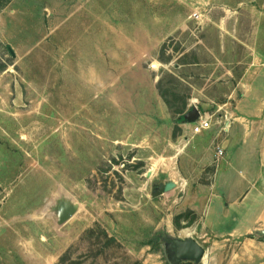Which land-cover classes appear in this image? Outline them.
Listing matches in <instances>:
<instances>
[{
  "label": "rangeland",
  "instance_id": "374dc122",
  "mask_svg": "<svg viewBox=\"0 0 264 264\" xmlns=\"http://www.w3.org/2000/svg\"><path fill=\"white\" fill-rule=\"evenodd\" d=\"M48 1L61 32L0 40V264H172L166 237L227 264L239 244L192 232L215 168L186 116L220 118L249 48L264 51V0H80L97 3L91 35L62 18L79 0ZM161 182L176 188L153 199Z\"/></svg>",
  "mask_w": 264,
  "mask_h": 264
},
{
  "label": "crops",
  "instance_id": "0c3cea01",
  "mask_svg": "<svg viewBox=\"0 0 264 264\" xmlns=\"http://www.w3.org/2000/svg\"><path fill=\"white\" fill-rule=\"evenodd\" d=\"M58 8L48 0H12L0 10V40H46L49 34L61 32V16L66 9L61 7L59 15ZM93 9L97 10V3L79 0L62 18L67 24L73 14L74 19L79 15L74 25H83L85 33L91 35L93 23L83 19L84 12L91 16ZM248 51L244 71L219 107L218 112H223L220 118L198 109L202 117L210 118L211 128L198 135L190 132L194 140L211 141L207 157L198 166L215 168L210 187L191 195L194 203L190 210L198 217L192 232L204 243L239 244V251L227 264H264V51L257 47ZM231 75L226 71V76ZM225 126L228 132L223 131ZM217 148L223 150V157L218 158ZM178 161L180 164L181 159ZM193 180V184H205ZM198 201H202L201 206ZM192 239L204 247L199 238Z\"/></svg>",
  "mask_w": 264,
  "mask_h": 264
},
{
  "label": "water",
  "instance_id": "95a60500",
  "mask_svg": "<svg viewBox=\"0 0 264 264\" xmlns=\"http://www.w3.org/2000/svg\"><path fill=\"white\" fill-rule=\"evenodd\" d=\"M199 118L200 112L196 108L186 116V120L192 124L195 123ZM175 188L176 184L172 182L167 184L163 182L154 184L152 198L157 199L173 191ZM64 203H61L63 207L65 206ZM73 215L74 208L66 206L65 208L61 209L60 220L62 222H67L73 217ZM161 243L165 245L169 256V261L172 264H180L182 262L199 264L203 263L207 256L206 249L192 238L181 240L166 237Z\"/></svg>",
  "mask_w": 264,
  "mask_h": 264
},
{
  "label": "built area",
  "instance_id": "2783aa9c",
  "mask_svg": "<svg viewBox=\"0 0 264 264\" xmlns=\"http://www.w3.org/2000/svg\"><path fill=\"white\" fill-rule=\"evenodd\" d=\"M211 128V122L209 117H202L200 115V118L193 123V133L195 135L201 134L203 131L209 130ZM229 127L225 126L223 131L228 132ZM224 152L222 149L217 148V156L218 158L223 157Z\"/></svg>",
  "mask_w": 264,
  "mask_h": 264
},
{
  "label": "trees",
  "instance_id": "16d2710c",
  "mask_svg": "<svg viewBox=\"0 0 264 264\" xmlns=\"http://www.w3.org/2000/svg\"><path fill=\"white\" fill-rule=\"evenodd\" d=\"M12 0H0V10L6 8L10 3H11ZM5 71V68L2 67V69H0V72H4ZM181 122H184V118H182L180 120ZM248 238H252V236H249ZM188 264H194V263H191L189 262Z\"/></svg>",
  "mask_w": 264,
  "mask_h": 264
}]
</instances>
